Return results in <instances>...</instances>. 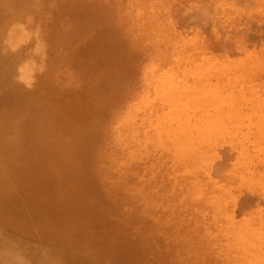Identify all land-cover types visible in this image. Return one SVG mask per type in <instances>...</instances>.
<instances>
[{"label": "rangeland", "instance_id": "1", "mask_svg": "<svg viewBox=\"0 0 264 264\" xmlns=\"http://www.w3.org/2000/svg\"><path fill=\"white\" fill-rule=\"evenodd\" d=\"M2 3L0 264H264V0Z\"/></svg>", "mask_w": 264, "mask_h": 264}, {"label": "bare ground", "instance_id": "2", "mask_svg": "<svg viewBox=\"0 0 264 264\" xmlns=\"http://www.w3.org/2000/svg\"><path fill=\"white\" fill-rule=\"evenodd\" d=\"M5 1V0H4ZM3 0H0V5H2L3 3ZM1 7L2 6H0V10H1ZM180 8V7H179ZM13 11V10H12ZM12 13V12H11ZM15 14V13H14ZM4 15V14H3ZM8 15V14H7ZM6 17V16H5ZM11 20H13V16H12V18H11ZM11 20H9V21H11ZM3 22H4V18L3 17H1L0 16V48H1V50H2V46H3V44H1V40H2V36H3V33H4V30H3V28H4V26H3ZM207 24V23H206ZM16 30V29H15ZM19 33V32H18ZM12 36H13V34H11ZM10 36V35H9ZM7 37H8V35H7ZM11 37V36H10ZM9 37V38H10ZM12 38V37H11ZM10 38V39H11ZM13 39H15V38H13ZM11 43H12V41H11ZM9 48V47H8ZM16 57H15V55L13 56L12 54H10V55H7V54H5V55H3V54H1L0 55V94H2V95H5V96H12V93H14V88H11V86H12V82H11V78H10V74H11V66H12V64H13V62H14V59H15ZM197 82V81H196ZM17 91V90H16ZM212 99H222L223 100V104H219V105H217V106H222L223 108H224V106L226 107V105L228 106L229 105V107H227V108H229V114H225V113H227L226 112V109L224 108V116H223V118H224V120L226 121V123H228V121H229V125H230V132H234V131H236V128L238 127L237 125H239L240 126V121H241V118H240V113H238V112H235L234 114H230V99L229 98H227V100L229 101V103H227V101H226V99L225 98H223V97H217V94L215 93V92H212V97H210L209 98V101L210 100H212ZM238 99V98H237ZM21 108L22 107H25V106H20ZM27 107V106H26ZM21 110V109H20ZM19 110V111H20ZM16 114H17V111L15 112ZM20 113V112H19ZM11 114V113H10ZM3 116H5L4 114H3ZM2 115H1V117H3ZM11 116V115H10ZM159 117V116H158ZM7 118H9V116L7 117ZM7 118H6V116H5V118H4V120H6V121H8L7 120ZM11 119V118H10ZM2 121V120H1ZM10 121V120H9ZM142 121V120H141ZM133 122V121H132ZM171 122V121H170ZM128 123H130V122H127V123H125L124 125H127ZM156 123V122H155ZM19 124V123H18ZM21 124V123H20ZM150 124V123H149ZM143 126V125H142ZM17 127H18V125H17ZM165 127V126H164ZM20 128V127H19ZM23 128V127H22ZM122 128V127H121ZM136 128V127H135ZM146 129H148L147 127H145ZM137 129V128H136ZM166 129V128H165ZM133 130V129H132ZM167 131V130H166ZM166 131H164V130H162V129H160V132L158 133L162 138H164L166 135H169V133H167ZM211 131H215L214 129H212ZM1 133V132H0ZM263 133V132H262ZM1 135V134H0ZM146 137H152L151 135H146ZM231 137V136H230ZM1 138H2V135H1ZM8 140V139H7ZM6 140V141H7ZM148 141H151L150 139H148ZM5 142V141H4ZM5 143H7V142H5ZM9 143V142H8ZM7 143V144H8ZM257 146V145H256ZM11 148V147H10ZM14 149V148H13ZM243 150V148H239V150H238V152L240 151V150ZM15 150V149H14ZM14 150H13V153H14ZM231 150V149H230ZM227 151H229V150H226V152ZM237 151V150H236ZM236 151H234V153H233V157L231 156L232 155V153L230 154V156H229V154L227 153V155L229 156V162H228V160H227V158L226 157H224V162H223V164H222V167H224L223 165H225L226 163H229V165L228 166H230V168H229V170L230 171H233V167H231V161L234 159V161L232 162L233 164H234V162H235V166L239 163V159L240 158H238V156H239V153H237ZM236 152V153H235ZM242 154H244V153H242ZM231 157H232V160H231ZM243 158V157H242ZM231 160V161H230ZM239 165V164H238ZM226 166H227V164H226ZM8 168V167H7ZM225 168V167H224ZM9 169V168H8ZM7 170V169H6ZM225 170V169H224ZM227 170V169H226ZM8 172L10 171V170H7ZM14 171V170H13ZM235 171V170H234ZM7 173V172H6ZM10 173V172H9ZM13 173H15V171L13 172ZM14 179V178H13ZM20 180V179H19ZM11 197V196H10ZM5 199V198H4ZM6 200H7V197H6ZM4 201V200H3ZM3 201H1V202H3ZM7 201H9V200H7ZM1 202H0V204H1ZM6 203V202H5ZM8 203H6V205H7ZM2 205V204H1ZM4 205V204H3ZM5 206V205H4ZM257 206V205H256ZM3 207V206H2ZM244 207H246V205L244 206ZM5 208H7V207H5ZM241 208V207H240ZM235 226H232V227H230V236L231 237H235L236 238V236H234L233 235V232H235L234 231V228ZM237 227V226H236ZM263 230H264V226H263ZM237 231V230H236ZM13 238V237H12ZM11 238V239H12ZM237 239V238H236ZM6 241V240H5ZM10 241H12V240H10ZM27 242V241H26ZM4 244V243H3ZM6 247H7V244L5 245V247H4V249H2V250H5L6 249ZM237 247V246H236ZM236 247H235V249H236ZM51 248V247H50ZM51 250H53L52 248H51ZM57 250V249H56ZM240 251V250H239ZM1 252H3V251H1ZM52 252H54V251H52ZM55 253V252H54ZM233 253V252H232ZM48 254H50V255H52V253L51 252H48ZM56 254V253H55ZM235 254H237V253H235ZM232 255V254H231ZM35 256V255H34ZM72 256V255H71ZM234 256H237V255H234ZM45 257V256H44ZM53 257H55V255L54 256H49L48 258H46V259H42V258H38V259H35L34 260V263L35 264H51V262H48L47 260H55ZM249 258L251 259L252 258V256H249ZM32 259V258H31ZM234 259V258H233ZM60 261L62 262V263H64V264H68L69 262H73V257H72V259L71 258H69V257H67V256H61L60 257ZM3 262V261H2ZM31 262V261H30ZM32 263V262H31ZM83 263V262H82ZM93 264V263H92ZM258 264H262V263H258Z\"/></svg>", "mask_w": 264, "mask_h": 264}]
</instances>
